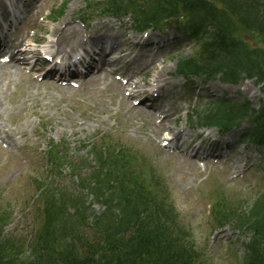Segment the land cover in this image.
<instances>
[{"label": "rangeland", "instance_id": "rangeland-1", "mask_svg": "<svg viewBox=\"0 0 264 264\" xmlns=\"http://www.w3.org/2000/svg\"><path fill=\"white\" fill-rule=\"evenodd\" d=\"M29 1L34 4L31 8L36 9L37 14L31 25L24 29L26 32L23 35L36 43H40L42 37L43 42L49 41L50 34L67 23V17V25L78 26L80 31L84 30V25L87 30L100 21L96 15H86L85 8L88 4L96 9V4L101 5L102 1L99 0ZM10 4L15 5L12 0ZM63 6V14L53 20V11ZM103 28L109 32H124L126 39L135 35L139 41L143 40L134 45L135 48L129 46L130 41L122 42L115 53L118 57L115 66L106 72L107 80H97L95 76L74 88L71 85L55 86L46 80L38 82L37 76L27 77L23 69L24 75L21 76L14 73L16 70L0 73V107L5 110L4 114L0 112L3 117L0 127L10 131L15 139L11 146L3 139V146L7 145L8 148H2L0 142V221L4 223L3 235L22 242L21 256H27L23 252L37 229L34 207L38 206L39 199L34 182H41V192L52 184L72 190L76 187L72 166L78 165L80 160L94 166L92 149L108 153L113 147L127 148L137 165L138 157L144 154L160 168L164 176L162 185L167 187L160 197L174 205L179 214L178 226L183 227L185 232L188 230L190 240L200 254L196 264H241L240 243L247 241V237L226 226L212 233V226L221 218L216 210L211 214L216 198L211 190L222 187L228 191L227 195H235L233 197L240 205L250 207L257 193L264 190V179H261L264 178V154L261 150L247 147V164L243 165L241 155H238L234 160L237 163L235 172L224 164L200 166L188 157L187 151L190 143L204 130L196 128L197 125L191 126L189 121L195 119H190L188 114L191 110H201L202 102L207 104L209 98H225L235 102L248 100L257 108L263 97L261 85L255 79H245L247 76L244 74H240L241 80L237 84H225L216 79L206 84L197 80L179 81L174 74L176 65L179 59L187 58L194 52L195 44L188 37L177 34L170 25L159 28L162 31L155 29L141 33L135 32L128 18H110ZM242 38L251 47L260 45L254 37L243 35ZM147 40L152 41L147 49L151 52L154 47L158 49V55L154 58L157 65L154 69L140 70L134 82L139 81L143 85L137 94L148 92L147 86L155 81L153 75L160 76L161 98L155 102V106L159 108L170 104V118L162 123H159L162 115L160 118L157 115L149 116L147 111L141 110L147 108H126V90L132 85L137 87L136 84L129 86L128 83L121 90L111 85V82L122 85L117 80L120 75H124L122 79L129 78V72L135 68L132 64L134 55L138 56V65L145 62L142 51L146 49L143 45ZM67 87L69 93H63ZM199 95L204 97L199 99ZM128 101L130 106L132 99ZM169 129H184L180 141L182 153L174 150L170 154L166 148H162L161 142L169 138ZM50 145L57 148V152H52L50 156L57 153L61 167H55L53 162L50 168L45 163ZM63 158L66 159L65 163ZM150 161L147 168L151 165ZM261 164L263 169L260 168ZM86 172V167H82L78 173L83 178ZM146 176L145 173L143 177ZM92 208L96 213L99 211L96 205H92ZM14 257L18 256L14 254Z\"/></svg>", "mask_w": 264, "mask_h": 264}, {"label": "trees", "instance_id": "trees-1", "mask_svg": "<svg viewBox=\"0 0 264 264\" xmlns=\"http://www.w3.org/2000/svg\"><path fill=\"white\" fill-rule=\"evenodd\" d=\"M99 1L110 13L130 12L139 30L185 18L184 27L197 45L190 56L179 59L180 73L203 76L206 81L219 77L231 84L240 82L244 74L262 84L264 95V0ZM243 35L260 45L251 47ZM195 114L206 126L247 121L253 126L250 142L264 146V101L258 110L248 102L218 101ZM91 154L94 166L85 160L72 166L75 171L87 168L83 178L76 175L72 190L52 184L41 192L42 184L35 185L39 221L23 252L27 256H21L20 243L3 235L0 221V264H195L199 253L189 233L178 226L177 212L166 198L149 191L152 183L159 182L145 181L126 150L92 149ZM220 198L222 222L247 237L243 264H264V195L256 196L249 210ZM92 205L98 207L97 213Z\"/></svg>", "mask_w": 264, "mask_h": 264}, {"label": "bare ground", "instance_id": "bare-ground-1", "mask_svg": "<svg viewBox=\"0 0 264 264\" xmlns=\"http://www.w3.org/2000/svg\"><path fill=\"white\" fill-rule=\"evenodd\" d=\"M18 2L21 0H17ZM0 5H1V1H0ZM68 20L69 17H67V19L65 20L67 23H65V25L63 27H61V29H56L54 30V33H52L53 37L55 38V41L51 40L50 43L53 44L56 48L58 53L62 54V55H66L67 52H72L74 54L73 51H65L66 48L68 46L71 45V41H77L80 39V30L74 26V25H67L68 24ZM71 22V19H70ZM121 40H123L122 38L117 37L115 40H113L112 38H109L107 36V34L105 32H102L98 35H96L92 41H87V44L83 45L82 42L80 41L79 44L77 45V47H79L81 50H83L84 54L86 57H90V56H94L96 58H98L100 61H102V69L105 72L100 71L99 74L96 75L97 80H101V79H108L106 72L107 69L114 63V61H111L107 58V54H114L115 52H117L116 49V45L119 44L121 42ZM99 44H105L106 45V50L102 49V47H99ZM149 43H146L145 47L148 48ZM89 46L90 48V52H87V48L86 46ZM28 50V49H27ZM26 51H18V55H22L25 54ZM145 54H147L148 56L143 55L145 62L141 64V70H150V69H154L156 67L157 64H155L154 62V58L158 55L156 54H151L148 53L147 51L145 52ZM16 55L17 54H13L11 55V58H9V61L7 63H2L0 62V73L4 74V73H8V71H10V73L14 72V70L16 68H18L17 64V60H16ZM83 58V56H82ZM138 56L134 55L132 58V63L135 62L137 60ZM107 68V69H106ZM90 77H94L93 74L91 73V71H87ZM14 73H17V71H15ZM138 76V71H133L128 79V82L126 84L129 83V86H131L132 84H136L138 88L142 87V84H139V81H135V79H137ZM155 80L157 82L158 79L160 78L159 75H153ZM88 77V76H87ZM87 77L83 80H81V83H86L87 81ZM94 80V79H93ZM248 83V82H247ZM110 84V83H109ZM111 85L117 86L119 90H121L123 87H125V85H121V84H115L113 82H111ZM134 87V88H137ZM58 90H62V88H57ZM63 93H69V87L65 88V91H62ZM126 103V108L127 109H131V106H128V102L125 101ZM157 110L153 109L152 106L149 107V111H147V113L149 114V116H154L152 115L154 112H156ZM0 112L2 114H4L5 110L0 107ZM164 114L168 113L167 110H165V108H163V112ZM169 115H167V117L164 118L165 121L169 120ZM5 117V116H4ZM156 117V116H154ZM168 118V119H167ZM163 121H160L159 123H162ZM1 131V129H0ZM184 133V129L182 131H178V130H173V129H169L168 132V136L169 138L166 139L169 144L174 143L175 141H179L182 138V135ZM2 137L4 140H6V142L8 143L9 146L14 145L13 142L15 141V139L13 138V135H11L12 133L10 131H1ZM15 143V142H14ZM176 150H179V148H177Z\"/></svg>", "mask_w": 264, "mask_h": 264}]
</instances>
